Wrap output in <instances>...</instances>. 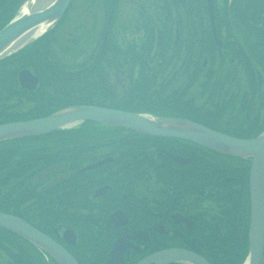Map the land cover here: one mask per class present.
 Masks as SVG:
<instances>
[{
  "label": "flooded vegetation",
  "instance_id": "af4514ba",
  "mask_svg": "<svg viewBox=\"0 0 264 264\" xmlns=\"http://www.w3.org/2000/svg\"><path fill=\"white\" fill-rule=\"evenodd\" d=\"M181 1L115 0L112 7V0H85L93 13L74 21L63 16L32 51L0 60V123L83 103L182 116L234 136L257 134L264 80L253 60H241L246 45L249 52L263 44L250 40L244 26L227 39L225 27L214 25V40L208 14H185ZM190 2L195 9L204 0ZM121 5L135 10L121 14ZM233 20L249 21L226 12L214 14L213 24ZM236 45L240 53L222 61L220 50ZM13 144L27 150V161L20 163L18 150L14 175L23 178L0 205H11L13 215L77 264H196L164 261L175 251L200 264H247L248 160L173 137L95 125ZM3 245L13 246L14 264L20 251L24 264L42 258L17 236L0 238ZM258 264H264V241Z\"/></svg>",
  "mask_w": 264,
  "mask_h": 264
},
{
  "label": "water",
  "instance_id": "95a60500",
  "mask_svg": "<svg viewBox=\"0 0 264 264\" xmlns=\"http://www.w3.org/2000/svg\"><path fill=\"white\" fill-rule=\"evenodd\" d=\"M69 1L22 0L16 14L0 28V57L29 44L57 22ZM28 2L29 10L25 13L21 12L22 5ZM209 13L212 17L210 7ZM40 27L41 30L38 34L30 40L25 42L20 37L25 31L32 32ZM80 121L124 127L145 135L185 139L217 152L249 159L248 264L259 263L264 240V130L255 137L241 139L185 118L157 116L94 105H72L44 117L2 123L0 124V141L27 135L46 134ZM0 227L17 234L47 252L57 264H77L65 249L21 218L0 211ZM178 257L200 264L192 256L179 251L169 253L164 261Z\"/></svg>",
  "mask_w": 264,
  "mask_h": 264
},
{
  "label": "trees",
  "instance_id": "16d2710c",
  "mask_svg": "<svg viewBox=\"0 0 264 264\" xmlns=\"http://www.w3.org/2000/svg\"><path fill=\"white\" fill-rule=\"evenodd\" d=\"M20 1L21 0H15L13 2L11 9L6 14H4V12L2 13V6H3L4 2H6V0H0V28L14 15ZM212 4H213L214 14H220V15L223 14L225 16L226 12H228V13L230 12L231 15H235V17H237V18H239V16H244L245 6H247L246 2H245L244 6H242V10H243L242 11L241 6L236 5L235 0H231L229 3L227 0H224V2L222 4V8H219V9L216 6V2L214 0L212 1ZM195 13L198 14V11H196ZM244 24L245 23L243 21L236 22L235 20H233L232 23L225 21L222 23L217 22L215 25L217 26V28H216L217 31H218V28H220L221 26L225 27V31L227 32V39H229L232 37L231 31L240 35L239 30L243 29ZM238 25L239 26L241 25L242 27H238ZM252 30H255V27H252ZM252 33L253 32L248 31V36H249L250 40H252L254 42L257 40L259 41V39H260L259 34L253 35ZM245 38H247V37H245ZM244 40L247 43V40L246 39H244ZM29 47L31 50L32 45ZM179 47H181V43L179 44ZM28 48H26V49H28ZM240 48L242 49L241 46L237 47V45H236V49L234 51L240 53V50H241ZM245 49L247 50L248 54L245 53L242 56L243 60H241V61H242L243 65L248 64V57H249L250 63L252 62L253 58L257 62L264 63V53L262 51H260V49L250 48V50L248 52V46L247 45H246ZM24 50L25 49H23L21 51H24ZM220 54L222 57V61L227 62V60H225V59L229 56V52L226 50V47H223V49L220 51ZM252 54H254V56ZM53 110H55V109L48 111L45 115L49 114ZM96 125H99V124H96ZM84 126H92V124H91V122H83L76 128H80V127H84ZM99 127H103V126L101 125ZM263 127H264V123L260 126V130ZM69 129H58V130H55L54 132H52V134L64 132V131L69 130ZM244 136H253V135H244ZM35 137L38 138L39 136H35ZM27 138H32V137H27ZM27 138H21V139H17V140L16 139L5 140V141L0 142V197L2 196V197H4V199H9V200L12 199L13 191H14L15 186L17 185V182H19L23 178V177H21V178L15 177V175H14L15 174L16 161H17L16 153L18 150L22 153L20 163L24 164L27 161V152H26L27 150L26 149H24V150L19 149L20 147H17L13 143H16L18 141H21V140L27 139ZM23 158L25 160H22ZM11 207H12L11 205H8V206H1L0 205V210L4 211V212L12 213ZM0 231H1V229H0ZM2 231L4 232V239H9V240L14 239V237H15L14 234H12L11 232H9L7 230H2Z\"/></svg>",
  "mask_w": 264,
  "mask_h": 264
},
{
  "label": "rangeland",
  "instance_id": "374dc122",
  "mask_svg": "<svg viewBox=\"0 0 264 264\" xmlns=\"http://www.w3.org/2000/svg\"><path fill=\"white\" fill-rule=\"evenodd\" d=\"M14 1L15 0H6V2H4L2 6V13L4 12V14H6L11 9ZM190 1L191 0H186L184 3L183 1H181L182 5L185 4L182 8L183 13L188 14L191 10H194L195 12L198 11V14H204V15L207 14L205 0L201 5L197 2L198 5L195 6V9H193L192 3ZM214 1L216 2V6L218 8H222L221 5L223 4L224 0H214ZM245 2L247 6H245L244 16H246V19L249 21L244 22L245 23L244 28L245 30H248L249 32H253L252 27H255L254 31H257L260 37L259 42L263 44V46H260V48L255 47V49H260V51L264 53V0H235L236 5L241 6V10ZM72 6L73 8L71 7L68 12V16L71 21L83 19V18L76 17L77 15L87 17L88 14L93 13L92 12L93 7L88 6L85 0H73ZM120 7L123 8V11L121 12V14H124V10H128L129 8H132V11L135 10V8L131 6L127 7L126 5L125 6L121 5ZM166 9L167 8H165V10ZM106 13L107 12L105 9V14ZM165 13L172 14L171 8L169 7V9L165 11ZM131 14H136V12H132ZM180 14H181V11H180ZM251 16H254V18H251ZM247 17L251 19H248ZM66 26L64 28H67L69 30L71 29V23H67ZM227 42L228 44L232 43V46L235 45L234 42H232L231 40H228ZM226 50L229 52V56L235 55L234 50L230 51L227 48ZM217 55L219 56V54ZM253 61L258 68L259 78H262L264 80V65L260 66L254 58H253ZM0 238L4 240V236L0 235ZM10 245H13V243H11ZM0 248L3 249V252H0V264H14L13 262H11L13 255H14L13 246L3 245ZM26 257L27 256L23 257L20 251L18 255V260H16V264H24L23 260H25ZM40 261L41 260H38V261L36 260L35 264H41Z\"/></svg>",
  "mask_w": 264,
  "mask_h": 264
},
{
  "label": "bare ground",
  "instance_id": "6f19581e",
  "mask_svg": "<svg viewBox=\"0 0 264 264\" xmlns=\"http://www.w3.org/2000/svg\"><path fill=\"white\" fill-rule=\"evenodd\" d=\"M29 7H30L29 2L27 4H23L22 5V8H21V12H23V13L27 12L29 10ZM40 30H41V27L32 30V32L25 31V33H23L20 37L23 38V40H25V42H26V41H28V39L30 40L35 35H37Z\"/></svg>",
  "mask_w": 264,
  "mask_h": 264
}]
</instances>
